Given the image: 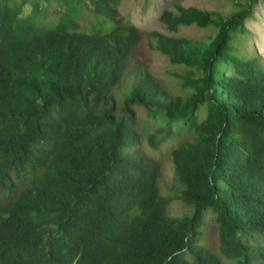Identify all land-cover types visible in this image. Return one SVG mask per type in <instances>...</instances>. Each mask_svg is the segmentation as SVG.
I'll return each instance as SVG.
<instances>
[{
  "label": "trees",
  "instance_id": "1",
  "mask_svg": "<svg viewBox=\"0 0 264 264\" xmlns=\"http://www.w3.org/2000/svg\"><path fill=\"white\" fill-rule=\"evenodd\" d=\"M120 1L0 0V264H264V62L234 54L259 0L175 4L164 32ZM144 37L181 68L178 91L136 58ZM137 107L162 119L149 148L181 140L171 193ZM208 209L218 251L201 243Z\"/></svg>",
  "mask_w": 264,
  "mask_h": 264
},
{
  "label": "rangeland",
  "instance_id": "2",
  "mask_svg": "<svg viewBox=\"0 0 264 264\" xmlns=\"http://www.w3.org/2000/svg\"><path fill=\"white\" fill-rule=\"evenodd\" d=\"M30 1V0H29ZM175 4L183 6H197L207 10L218 9L226 13L233 12L234 6L226 0H121L118 10L121 16L131 24L139 27L143 31L160 30L166 31L165 27L159 22L158 17L165 9H172ZM30 4L24 7V13L30 11ZM249 33L238 38L237 51H245L251 55L254 51L258 53L264 62V0H259L256 4L254 18L246 21ZM180 33L192 37H200L205 31L195 26L183 27ZM136 58L140 59L153 75L159 79L163 85L172 92L179 90L170 71H179V66L170 63L169 59L150 49L147 39L144 37L136 49ZM137 128L142 137L143 147L152 157L162 161L163 173L159 180L164 193H171L177 190L178 186L173 183L176 181L174 176L175 164L170 160V151L177 147L181 142L179 139H173L164 143L158 151L152 150L146 145V137L162 124L160 117L152 118L142 107H137ZM193 208L185 205L179 200L171 203V215L182 216L190 214ZM201 243L208 248L218 251L217 227L214 220V214L210 209L205 212V224L202 227Z\"/></svg>",
  "mask_w": 264,
  "mask_h": 264
}]
</instances>
